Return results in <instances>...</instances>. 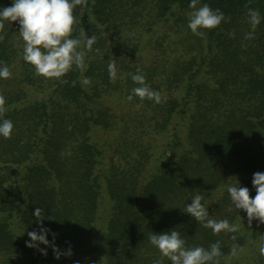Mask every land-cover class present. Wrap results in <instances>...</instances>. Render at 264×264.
<instances>
[{"label":"trees","instance_id":"obj_1","mask_svg":"<svg viewBox=\"0 0 264 264\" xmlns=\"http://www.w3.org/2000/svg\"><path fill=\"white\" fill-rule=\"evenodd\" d=\"M11 3L0 0V7ZM189 4L77 6L72 37L83 41L84 32L97 41L86 70L74 65L60 80L34 75L22 59L19 25L4 22L0 67L6 64L12 77L0 79V121L14 128L10 139L0 136V264H170L148 236L171 231L187 247L220 241L219 264H264V224L253 220L249 227L227 192L237 184L254 197L253 173L264 172V0H199L230 17L200 29L203 36L187 26ZM249 8L261 16L253 39L244 38L253 31ZM138 69L161 103L127 100L139 86L127 74ZM196 194L209 219L240 230L214 235L183 212ZM36 207L43 208L50 245L70 247L71 256L55 258L50 245L39 244L46 255L26 246L27 233L41 226ZM234 243L241 250L230 257Z\"/></svg>","mask_w":264,"mask_h":264},{"label":"clouds","instance_id":"obj_2","mask_svg":"<svg viewBox=\"0 0 264 264\" xmlns=\"http://www.w3.org/2000/svg\"><path fill=\"white\" fill-rule=\"evenodd\" d=\"M88 0H12L10 6L0 7V32H3L7 21L16 22L19 25V35L23 41L22 59L25 63L32 66L34 75L44 79L60 80L75 65L81 71L86 70L85 56L87 52L92 51L93 45L97 41L95 35L87 36L82 32L83 41L79 38H73V27L76 23L74 10L77 6H87ZM199 0H190L188 13V28L197 36H203L200 29H214L221 22L230 20L219 10H213L208 4L198 6ZM245 7H248L245 5ZM249 23L253 29L245 34V39H253L254 30L261 21L258 10L249 8L247 13ZM4 35H0V41H3ZM97 51H99L97 49ZM109 80L115 83L117 79V69L114 62L108 64ZM131 80L139 85L132 88L127 100L131 101L133 97H139L141 101L148 99L159 104L162 102L161 94L153 90L147 83L144 75L137 72L128 73ZM12 72L4 64L0 67V79H10ZM66 82V81H65ZM84 85H90L91 80L84 78ZM75 84V81H73ZM5 97L0 94V117L6 112ZM14 125L9 119L0 121V136L10 139ZM252 185L255 188V196H250L247 187L230 185L227 192L230 197L231 205L235 210H243L246 213L249 227L253 220L258 225L264 224V172H255L252 176ZM203 196L196 194L191 198V203L186 204L183 212L190 214L191 217L201 224L202 227L211 229L214 235L224 233H236L240 230L239 224H230L227 219L215 220L209 219V212L202 204ZM212 201H209V204ZM232 211L233 208L228 209ZM33 215L37 223L40 224L39 231L33 230L27 233L30 238L25 241L27 247L38 248L39 244L50 245L46 238L50 229L43 227L44 219L43 208L36 207ZM55 236V234H53ZM233 241L237 238L231 237ZM148 240L161 254L166 257L170 264H219V257L222 255L220 241L212 243L208 249L202 246L187 247L184 239L177 231L150 233ZM53 249L55 258L59 259L61 255L71 256V248L61 251L54 243L50 245ZM238 244H233L229 256L237 257L240 251ZM46 255L45 249H39ZM258 253L260 258H264V235H260L258 242ZM153 264H163L162 259H157Z\"/></svg>","mask_w":264,"mask_h":264}]
</instances>
